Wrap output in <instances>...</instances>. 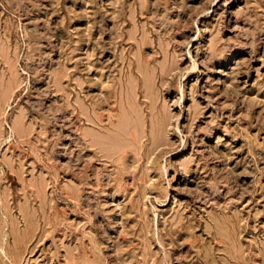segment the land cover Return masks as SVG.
Here are the masks:
<instances>
[{"label": "rangeland", "instance_id": "obj_1", "mask_svg": "<svg viewBox=\"0 0 264 264\" xmlns=\"http://www.w3.org/2000/svg\"><path fill=\"white\" fill-rule=\"evenodd\" d=\"M0 264H264V0H0Z\"/></svg>", "mask_w": 264, "mask_h": 264}, {"label": "bare ground", "instance_id": "obj_2", "mask_svg": "<svg viewBox=\"0 0 264 264\" xmlns=\"http://www.w3.org/2000/svg\"><path fill=\"white\" fill-rule=\"evenodd\" d=\"M174 8V7H173ZM204 11H207V9H204L203 10V13H204ZM178 18V17H177ZM154 19V18H153ZM194 22H196L195 20H194ZM193 22V23H194ZM192 23V22H191ZM177 25H178V23H177ZM179 30V29H178ZM177 31V30H176ZM176 31H174V32H176ZM175 39V38H174ZM179 39V38H178ZM186 39V38H185ZM184 39V40H185ZM180 41H182V40H180ZM186 41V40H185ZM175 42H179V40L178 41H176L175 40ZM180 43V42H179ZM186 42H184V44H185ZM182 44V43H181ZM188 43H186V45H187ZM203 59V58H202ZM205 59V58H204ZM198 62V61H197ZM197 62H195L194 61V64H193V66L192 67H190L191 69H195L196 68V65H197ZM164 66V65H163ZM208 66H209V64L206 62L205 63V65H204V69H207L208 68ZM162 67V66H161ZM172 68V67H171ZM186 71V70H185ZM208 79V78H207ZM181 89V88H180ZM128 105H129V110H127V111H129V113H128V116L130 115L131 116V103L130 102H128ZM128 107V106H127ZM133 110V109H132ZM126 111V110H125ZM133 114V113H132ZM125 116H126V114H125ZM111 117V116H110ZM127 119V118H126ZM131 119V118H130ZM162 124V126L161 127H165V124L164 123H161ZM176 126V125H175ZM160 127V126H159ZM133 128H135V127H133ZM131 129V128H130ZM90 136V135H89ZM102 137V136H101ZM92 142V141H91ZM94 142V141H93ZM97 142H98V140H97ZM99 143H100V140H99ZM96 145V144H95Z\"/></svg>", "mask_w": 264, "mask_h": 264}]
</instances>
